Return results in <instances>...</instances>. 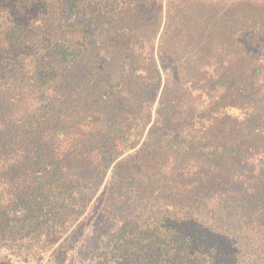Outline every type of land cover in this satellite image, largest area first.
I'll list each match as a JSON object with an SVG mask.
<instances>
[{
    "label": "trees",
    "instance_id": "trees-1",
    "mask_svg": "<svg viewBox=\"0 0 264 264\" xmlns=\"http://www.w3.org/2000/svg\"><path fill=\"white\" fill-rule=\"evenodd\" d=\"M95 206L98 264H264V0H0V246Z\"/></svg>",
    "mask_w": 264,
    "mask_h": 264
},
{
    "label": "rangeland",
    "instance_id": "rangeland-1",
    "mask_svg": "<svg viewBox=\"0 0 264 264\" xmlns=\"http://www.w3.org/2000/svg\"><path fill=\"white\" fill-rule=\"evenodd\" d=\"M98 208L101 207L92 208L87 219L59 235L49 247L35 241L30 247L26 243L6 241L0 246V264H98L97 259L101 258V249L104 248L103 240L112 230L113 223L107 211L100 212ZM6 244L13 249H7Z\"/></svg>",
    "mask_w": 264,
    "mask_h": 264
}]
</instances>
